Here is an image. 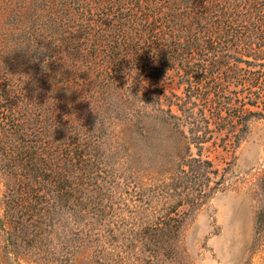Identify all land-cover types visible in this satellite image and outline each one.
<instances>
[{
  "label": "rangeland",
  "instance_id": "rangeland-1",
  "mask_svg": "<svg viewBox=\"0 0 264 264\" xmlns=\"http://www.w3.org/2000/svg\"><path fill=\"white\" fill-rule=\"evenodd\" d=\"M27 1L0 0V113L16 121L0 127V264H264V40L237 35L214 43L174 10L156 45L137 49L127 68L152 75L142 93L110 84L86 91L82 81L64 87L40 72L37 59L49 50L37 42L50 46L48 29L36 38L26 29L36 26ZM52 85L76 107V122L86 123L75 127L83 158L66 165L41 151L42 160L33 158L39 175L31 176L8 165L17 146L33 152L48 139L72 146L66 126H49ZM209 87L207 98L221 107L218 125L217 112L195 97ZM147 96L173 112L184 97L197 102L193 111L206 118L211 137L190 153L210 166L187 160L179 131L135 120L139 109L151 112ZM167 216L174 220L163 222Z\"/></svg>",
  "mask_w": 264,
  "mask_h": 264
},
{
  "label": "trees",
  "instance_id": "trees-1",
  "mask_svg": "<svg viewBox=\"0 0 264 264\" xmlns=\"http://www.w3.org/2000/svg\"><path fill=\"white\" fill-rule=\"evenodd\" d=\"M21 3L24 10L33 14L36 26L32 29L31 26L26 28L24 24L20 27L21 24L16 23L11 24L13 28H26L38 32L33 35L35 38L43 35L40 32L43 28L48 29L47 39L50 46L37 42L49 50V53L43 52L44 56L37 59V64L44 66L40 72L47 75L53 84L55 81H63L64 87L74 83L80 85L79 81H82L80 88L84 86L86 91L92 90L94 85L105 87L110 84L118 90L129 88L134 89L137 95L142 93L144 79L152 75L145 70L132 74L127 68L133 60H138L135 58L137 49L149 42L156 45L153 39L158 35L159 28L170 21L174 10L181 18L200 23V27L206 28L212 35L211 42L224 41L237 35H242L245 41L255 45L257 40H264V0H28ZM150 30L155 34H152L153 38L145 40V34ZM259 47L264 49L263 45L259 44ZM154 59L152 57L150 62ZM1 72L0 88L4 85L5 71ZM259 85L263 83L260 82ZM260 88L263 92L264 87ZM0 91V100L5 99L4 89ZM211 93L213 92L210 87L205 90L199 89L195 92V97H204L200 107H208L211 114L217 112L218 120L215 123L218 125L223 116L220 115L221 107L216 109L214 101L207 98ZM49 98L47 114L49 126L52 129L59 125L66 126L70 136L68 143H72V146L59 148L55 145L57 150L50 144L49 139L48 142L39 140L33 152H28L22 145L17 146L16 152L12 154L17 161L8 165L23 168L31 176L39 175L36 174L38 165L35 159H43L41 151L47 153V158H50V155L52 157L57 155V158H61L66 165H76V162L82 161L83 158L81 150L83 143L79 140V130L75 127H82L86 123L76 122L75 119L82 118L76 112V107H71V104H68L70 101L63 97L61 99L53 85L50 87ZM143 100L151 103L152 110L148 112L139 109L135 118L137 122L142 123V116H145L155 124L179 131L180 136L186 139L187 160L196 164L198 168L205 164L210 166L208 160L194 157L190 153L191 146L199 150L201 143L211 137V128L206 118L197 116L193 111L192 104L197 103L195 100L187 101L184 97L181 100L183 105L179 104L178 112L161 106H152L155 100L149 96ZM186 103L188 105H185ZM58 110L65 112L66 116L59 115ZM3 115L0 113V127L6 130L11 124L16 128V121L8 122L7 118L3 119ZM202 120L206 122L204 125L200 122ZM183 123L189 125L187 133L181 128ZM84 131L80 135L82 138L87 135ZM197 155L199 156V153ZM179 169L185 173L183 167ZM35 187L28 184L27 190L33 191ZM204 193L199 192L198 195ZM52 204L55 203L52 201ZM169 220H174V216H167L165 220L162 218L163 222ZM151 227L155 228L156 225Z\"/></svg>",
  "mask_w": 264,
  "mask_h": 264
}]
</instances>
